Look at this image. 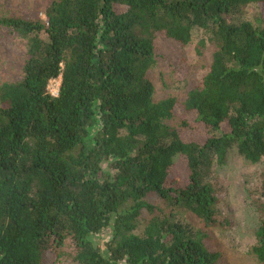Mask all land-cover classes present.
I'll use <instances>...</instances> for the list:
<instances>
[{"label":"trees","instance_id":"16d2710c","mask_svg":"<svg viewBox=\"0 0 264 264\" xmlns=\"http://www.w3.org/2000/svg\"><path fill=\"white\" fill-rule=\"evenodd\" d=\"M0 27L27 41L20 80L0 84V264H217L178 216L214 225L212 168L231 150L264 158V0H52L44 20ZM156 34L213 48L181 103L152 97ZM196 128L202 141L183 137ZM257 190L264 264V178Z\"/></svg>","mask_w":264,"mask_h":264},{"label":"rangeland","instance_id":"374dc122","mask_svg":"<svg viewBox=\"0 0 264 264\" xmlns=\"http://www.w3.org/2000/svg\"><path fill=\"white\" fill-rule=\"evenodd\" d=\"M52 0H0V17H18L26 20H44V11ZM251 15L254 10L250 8ZM197 36L187 45L178 44L162 34H156L153 46V64L147 69V77L153 84V99L174 98L181 103L188 91L201 86L207 74L213 48L207 46L201 55L196 54ZM26 40L0 27V84L20 80L25 60ZM179 80V81H177ZM60 77L50 81L48 88L55 93ZM190 119L189 115L177 110L175 120L179 123ZM186 140L202 141L200 128L185 131ZM177 161L178 167L181 163ZM179 176V175H178ZM264 178V158L252 164L231 150L226 162L214 166L208 181L217 196L218 221L204 227L187 213L178 216L194 229H201L206 242L221 253L217 264H260L250 253L255 244V230L259 220V205L262 197L257 193L259 180ZM149 215L143 213L137 233L143 230ZM111 238V229L106 228L95 242L103 248ZM45 264H52L50 261ZM123 264V263H118Z\"/></svg>","mask_w":264,"mask_h":264},{"label":"built area","instance_id":"2783aa9c","mask_svg":"<svg viewBox=\"0 0 264 264\" xmlns=\"http://www.w3.org/2000/svg\"><path fill=\"white\" fill-rule=\"evenodd\" d=\"M51 81H53V80H51ZM58 88H59V82H58L57 87H56V89H55V93H53L48 87H47V91H48V93H49L51 96H56L57 93H58Z\"/></svg>","mask_w":264,"mask_h":264}]
</instances>
